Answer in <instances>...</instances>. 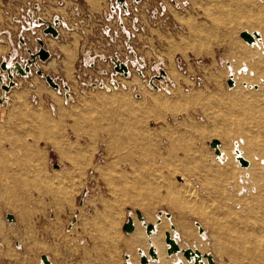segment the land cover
Returning <instances> with one entry per match:
<instances>
[{
	"label": "rangeland",
	"instance_id": "1",
	"mask_svg": "<svg viewBox=\"0 0 264 264\" xmlns=\"http://www.w3.org/2000/svg\"><path fill=\"white\" fill-rule=\"evenodd\" d=\"M56 22L53 38L44 29ZM243 31L263 41L249 46ZM263 48L264 0H0V64L24 66L36 55L27 75L11 71L7 91L0 68V264H44L42 255L51 264H141L153 247L148 224L153 237L163 233L171 262L190 264L168 255L167 232L182 251L239 264L226 242L243 220L245 247L256 253L243 262L264 264L258 156L251 148L244 168L233 154L246 138L264 140V118L243 114L255 102L264 111ZM246 125L254 137L243 135ZM214 139L227 164L216 161ZM185 187L197 199L175 197ZM129 217L145 245L128 248L136 233L122 229Z\"/></svg>",
	"mask_w": 264,
	"mask_h": 264
},
{
	"label": "bare ground",
	"instance_id": "2",
	"mask_svg": "<svg viewBox=\"0 0 264 264\" xmlns=\"http://www.w3.org/2000/svg\"><path fill=\"white\" fill-rule=\"evenodd\" d=\"M121 1H124V0H121ZM57 25H58V22H56L55 23V25H52V26H54L55 28L57 27ZM49 26V25H48ZM57 29V28H56ZM247 33H249V32H247ZM252 37H253V40L251 41V42H247V41H245L246 42V44H248L249 46H255L256 44H258V42H262L263 40H262V37H260L261 35L259 34V33H253V34H251V33H249ZM53 38L55 37V36H52ZM264 49V48H263ZM259 59V58H258ZM262 59V58H261ZM36 62V61H35ZM254 62V61H253ZM260 62H263V61H260ZM260 62H258V63H260ZM6 64H7V68L10 70V72L13 70V69H15V66H10L7 62H6ZM36 64V63H35ZM20 65V64H19ZM21 66V65H20ZM247 67V66H246ZM250 67H252V66H250ZM250 67H249V69H250ZM259 67V66H258ZM170 70H171V68H170ZM6 71V70H5ZM122 71V70H121ZM7 72V71H6ZM123 73H126V72H124V71H122ZM236 73H238V74H240L242 77L240 78V79H245V77H243L244 76V74L245 75H247V73H248V68H244V69H242L241 71H239V72H236ZM237 74V75H238ZM254 74V78L253 79H255V80H257L258 78H259V76H262V72L259 70L258 72L256 71V72H254L253 73ZM236 75V74H235ZM247 77V76H246ZM239 78H235V80L237 81ZM247 80H249V78H246ZM232 80V79H231ZM251 80V79H250ZM249 80V82L250 83H254V82H252V80L250 81ZM236 81H234V79L232 80V87H234V86H237L236 85ZM11 86H9V88H10ZM249 87H251V86H249ZM59 88V87H58ZM58 88H55V89H58ZM252 88V87H251ZM4 90V89H3ZM238 91H241V92H243L244 93V91H242V90H238ZM262 91H263V89H262ZM262 94H263V92H261ZM239 94V93H238ZM240 94H242V93H240ZM245 94V93H244ZM249 95V94H248ZM248 95H244V97L246 96V98H247V96ZM259 95H261V94H259ZM259 95H255V97H251V99H255L256 97H258ZM254 96V95H253ZM261 96H263L264 97V94L263 95H261ZM260 97V96H259ZM258 97V98H259ZM4 98V97H3ZM262 98V97H261ZM241 99H242V97H241ZM253 99V100H254ZM257 99V98H256ZM264 99V98H263ZM248 101H250V99H247ZM247 100L245 99V101L247 102ZM233 101H235V100H233ZM244 101V100H243ZM256 101V100H255ZM259 101H260V99H259ZM167 102V101H166ZM246 102L244 103L245 104V106H246ZM262 101H260V103H261ZM161 103H163V102H161ZM254 103V102H253ZM258 103V102H257ZM256 102L254 103V104H252V106H249V107H244V111H245V113H243V114H245L246 116H248L250 119L251 118H256V116L259 114L260 115V117L259 116H257L258 118H256V120L258 119L259 121H261V120H263V118H264V111L262 110V111H258L259 110V108H258V105H259V103L257 104ZM164 104V103H163ZM232 104H233V102H232ZM235 104V103H234ZM243 104V103H242ZM243 104V105H244ZM248 106V105H247ZM262 105H260L259 107H261ZM234 107V106H233ZM241 107V106H240ZM264 108V107H263ZM261 109V108H260ZM235 110H236V108H235ZM262 117V118H261ZM261 119V120H260ZM245 120V119H244ZM247 120H249V119H247ZM247 120H245V122L247 121ZM243 121V120H242ZM244 122V121H243ZM243 122H241V125H242V123ZM248 122V121H247ZM254 123V122H253ZM259 123V122H258ZM262 123V122H261ZM244 124V123H243ZM248 124V123H247ZM252 123H251V121H250V125H251ZM257 124V123H256ZM255 123H254V125H256ZM258 125V124H257ZM249 126V125H248ZM248 126L246 125L245 127H247V129L245 130V128L243 127V129L241 130V131H244V136H246V134H247V136L246 137H248V135L250 136L251 135V137L253 136L252 134H253V130H252V133H250V134H248V132H247V130H248ZM262 126V125H261ZM252 127V126H251ZM254 127V126H253ZM263 127V126H262ZM259 128V127H258ZM239 130H240V128H238ZM256 130H257V127L255 128ZM254 129V130H255ZM263 129V128H262ZM124 130V129H123ZM238 130V131H239ZM264 130V129H263ZM241 131H239L238 132V135L240 134V132ZM251 131V130H250ZM249 131V132H250ZM260 131V130H259ZM259 131H258V133H259ZM246 132V133H245ZM262 132V131H261ZM243 133V132H242ZM257 133V134H258ZM262 134H264V133H262ZM241 135V134H240ZM244 136H241L243 139H244ZM259 138H257V137H255L254 139L252 138H246V140L245 141H242L243 142V145H242V148H243V146L246 148V150H248V152H246V150H245V148H243V150H244V152H243V150H241V151H239L238 149H235L234 151H233V154L235 155V160L236 161H238L241 165H242V167H244V168H248L249 166H250V164H249V162L247 161V160H245L244 158H243V156L245 157V158H249L250 157V153H249V151L251 150V148H255L256 150L254 151V153L256 152V155H255V158H256V156H258V158H256V162H255V159L253 158V160H254V162H253V174H255V175H257L256 177H258L259 179H257L256 181H258V185H259V183H261L259 186H261L262 188H260V189H262V191H260V190H258V188H257V193H259V191H260V193H264V137H262V142H260L261 141V138H260V134H258L257 135ZM254 137V136H253ZM230 138V137H229ZM229 138H228V140H229ZM222 139H223V137H222ZM224 140V139H223ZM218 141V140H217ZM230 142V141H229ZM229 142H227V141H225L224 142V148L222 147V150H224V149H226L228 146H229ZM124 143V142H123ZM241 144V143H240ZM220 142L218 143V145H217V147H216V149L218 150V153H215L216 155H217V157L219 158L218 160H216V161H218L219 163H222V165L223 164H227V161H226V159H227V157H226V159L224 160V158L222 159V158H220V157H222V153H221V150H220ZM239 146V148H241L240 147V145H238ZM230 148V147H229ZM214 150H215V148H213ZM258 150V151H257ZM225 151V150H224ZM226 151H227V149H226ZM228 151H229V149H228ZM228 153V152H227ZM65 155V154H64ZM227 155V154H226ZM229 157V156H228ZM230 158V157H229ZM241 160H244L245 162H246V164H242L241 163ZM229 161V160H228ZM230 162V161H229ZM218 163V165H221V164H219ZM231 163V162H230ZM215 164V163H214ZM229 164V163H228ZM232 164V163H231ZM230 164V165H231ZM216 165V164H215ZM229 165V166H230ZM233 165V164H232ZM199 166H200V164H199ZM198 166V167H199ZM213 167V166H212ZM224 167V166H223ZM228 167V166H227ZM231 168V167H230ZM211 169V168H210ZM214 169H215V167H214ZM216 169H219L218 167L216 168ZM229 169V168H228ZM201 170V169H200ZM207 170V169H206ZM222 170L224 171V169H222V167H221V172H222ZM210 171V170H209ZM211 171H212V169H211ZM228 171V170H227ZM40 172V171H39ZM215 172V171H214ZM217 173V172H216ZM218 174V173H217ZM222 174H224L223 172H222ZM209 176V175H208ZM247 176V175H246ZM253 177H255V176H253ZM36 178V177H35ZM40 178V177H39ZM35 180V179H34ZM253 180H255V179H253ZM253 180H252V183H253ZM40 181V180H39ZM256 181H254V183H256ZM51 180L47 177V176H45L44 177V179L42 180V183L44 184V187L46 188V191L47 192H49L51 189V187H50V185H51ZM253 183V184H254ZM257 184V183H256ZM125 185V184H124ZM123 185V186H124ZM255 185V184H254ZM253 185V186H254ZM126 187V186H125ZM6 188V187H5ZM4 188V189H5ZM124 189V188H123ZM192 189V188H191ZM191 189H188V187H185V189L182 191V190H176L177 191V193L175 194V192L173 191V189L171 188V190H172V192L175 194V197H176V195L178 196V198L180 199V201L182 202V200L183 201H185L186 199H190V201H192L193 199L195 200V199H197V197H196V195H195V192H193ZM175 190V189H174ZM60 192V191H59ZM171 192V191H170ZM259 193V194H260ZM185 197V198H184ZM264 197V196H263ZM262 200H264L263 198H262ZM261 200V201H262ZM176 201V200H175ZM179 201V202H180ZM189 201V202H190ZM173 205H171V206H177V204H174V202L172 203ZM181 207V206H180ZM200 213H202V212H200ZM251 214V213H250ZM244 215H246V214H244ZM231 216V215H230ZM241 216V215H240ZM242 216H243V214H242ZM248 216V215H247ZM142 218H143V220H139L140 222H144V217L142 216ZM167 218H169V217H167ZM245 218V217H244ZM248 218V217H247ZM170 219V218H169ZM235 219H239V218H235ZM133 220V219H132ZM240 220L242 221V219L240 218ZM249 220V219H248ZM236 221H238V220H236ZM243 221H245V220H243ZM242 221V223L240 222L239 223V225L237 226V227H239V228H241V230L242 231H238V233L236 232V231H234V234H235V236L234 235H232L231 237H230V239L229 240H227V248H226V254L232 259V260H235V261H238L239 262V264L241 263H243L244 264V262L243 261H247V260H251L252 262H256L255 261V257H256V253L254 252V250H255V248L254 247H252L251 249H247L246 247H245V245H247L248 243H249V241H250V239H251V235L246 231V229H247V226L246 225H244V222ZM247 222V221H246ZM245 222V223H246ZM133 223H134V230L133 231H131V232H128L129 234H133V233H135L134 234V236H133V238L130 240V247H128V248H131V247H134V246H141V245H145V237H144V233H141L139 230H137L136 231V225H135V222H134V220H133ZM247 223H249V222H247ZM161 224V223H160ZM252 224V223H251ZM244 225V226H243ZM249 225V224H248ZM146 227H147V225H145ZM238 228V229H239ZM248 228H250V226H248ZM253 228V227H252ZM173 229V228H172ZM254 229V228H253ZM251 230V229H250ZM156 231V229H155V226L153 225V229L151 230V231H149V232H147V234H148V236H151V240H150V244L153 246L152 248H150V249H153V251H154V253H155V255L154 256H151V255H149L151 258H150V260L151 261H157L158 259H159V261H161V263L160 264H186L184 261H182V259H181V256H177V257H174L173 258V261L171 262V260H167L166 259V257H165V252H166V247H165V243H164V235H163V233L161 234V235H159V236H157V237H153V234H154V232ZM168 233V232H167ZM187 233V232H186ZM189 235V234H188ZM228 236H229V234H228ZM254 236V235H253ZM258 236V235H257ZM168 237L169 238H171L172 239V237H171V235H170V233H168ZM184 237H186V240H189V236H187V235H184ZM255 239V238H254ZM173 240V239H172ZM176 243V242H175ZM168 244V243H167ZM177 244V243H176ZM169 245V244H168ZM178 245V244H177ZM179 246V245H178ZM254 248V249H253ZM179 249H180V246H179ZM192 251V250H191ZM178 253H182V249H180L179 251H176V252H171V253H168V255H174V254H178ZM183 254V253H182ZM140 255L142 256V255H145L144 253H140ZM146 256V255H145ZM146 258H147V262L145 263V264H148L149 262H151L149 259H148V257L146 256ZM186 260L190 263V264H205V262L203 261V260H207L204 256H202V254H201V256H199V257H197V255H194V256H191L189 259H187L186 258ZM236 264H238V263H236ZM261 264V263H260Z\"/></svg>",
	"mask_w": 264,
	"mask_h": 264
},
{
	"label": "water",
	"instance_id": "3",
	"mask_svg": "<svg viewBox=\"0 0 264 264\" xmlns=\"http://www.w3.org/2000/svg\"><path fill=\"white\" fill-rule=\"evenodd\" d=\"M44 33H48V34H51L52 36H56L57 35V29L52 26V25H49L47 26L45 29H44ZM240 36L243 40L247 41V42H251L253 40V37L243 31L240 33ZM41 45V43H40ZM37 56L39 57V59L41 61H44L46 60L48 57H49V53L47 50L43 49V48H40L37 52ZM36 55H31L30 58H28L26 60V63L24 66H20L18 63H15V70L16 72L21 75V76H25L27 75L30 71H31V65L32 64H35L36 62ZM0 68L3 69V70H6L7 73H8V76L10 78V81H9V85H2V88L7 91L9 90V86H12L13 85V74L10 72V70L7 68V64L5 61H2L1 64H0ZM117 69L118 70H122L124 72L127 71V67L124 65V64H119L117 66ZM37 74L38 75H42V71L41 70H37ZM44 78L45 80L47 81L48 84H50L52 87H58L57 83L54 82V80L52 79L51 76H49L48 74H44ZM227 84L229 86L232 85V80L229 79ZM0 101H1V98H0ZM218 145V141L216 139H214L212 142H211V147L212 148H215V153H218V150L216 149ZM241 163L244 165L246 164V162L244 160H241ZM136 216H137V219L138 220H142V215L139 211L136 212ZM166 216H169V214H166ZM7 220L8 221H13L14 220V216L12 214H7ZM122 229L123 231L125 232H131L134 230V223H133V220L131 217L128 218L127 222L125 224H123L122 226ZM153 229V225L152 224H148L147 227H146V232H149ZM166 235V238H165V242L169 244V248H167V252L168 253H171V252H176V251H179V246L175 243L174 240H172L171 238L168 237V233L165 234ZM149 255L151 256H154L155 253L153 251V249H149L148 251ZM183 253V256L187 259H189L191 256H194V255H197V257L201 256V253L198 251V250H195V251H191L190 249H186V250H183L182 251ZM202 256H204L206 259H207V262L208 264H215L214 261H213V258L210 254H205ZM41 259L43 261L44 264H51L47 257L45 255H42L41 256ZM140 262L141 264H145L147 262V258L145 255H142L141 258H140Z\"/></svg>",
	"mask_w": 264,
	"mask_h": 264
}]
</instances>
